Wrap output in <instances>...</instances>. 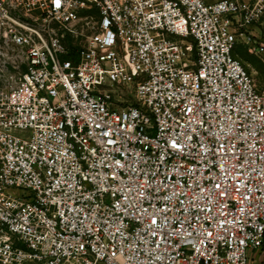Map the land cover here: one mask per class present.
Instances as JSON below:
<instances>
[{"label":"built area","instance_id":"built-area-1","mask_svg":"<svg viewBox=\"0 0 264 264\" xmlns=\"http://www.w3.org/2000/svg\"><path fill=\"white\" fill-rule=\"evenodd\" d=\"M0 41V264L264 256V0H0Z\"/></svg>","mask_w":264,"mask_h":264},{"label":"rangeland","instance_id":"rangeland-1","mask_svg":"<svg viewBox=\"0 0 264 264\" xmlns=\"http://www.w3.org/2000/svg\"><path fill=\"white\" fill-rule=\"evenodd\" d=\"M69 42H72V40ZM237 52L243 57V59H246L260 70H264L260 62L254 57L248 55L242 47H238ZM24 68L22 51L10 47L0 41V92L8 91L15 86L21 73L24 71ZM258 80L264 82V77L260 76ZM251 256L252 259L250 264H260L264 258L260 251H256Z\"/></svg>","mask_w":264,"mask_h":264}]
</instances>
